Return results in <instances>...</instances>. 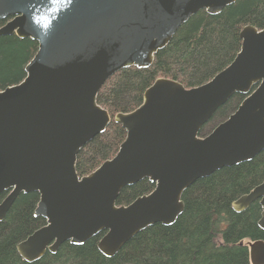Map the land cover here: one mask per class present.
Segmentation results:
<instances>
[{
    "label": "water",
    "instance_id": "obj_1",
    "mask_svg": "<svg viewBox=\"0 0 264 264\" xmlns=\"http://www.w3.org/2000/svg\"><path fill=\"white\" fill-rule=\"evenodd\" d=\"M235 0H0V35L38 43L25 77L0 89V220L20 193L39 195L34 215L45 224L16 245L27 262L65 241L97 243L106 256L154 223L183 211L194 181L251 160L264 149V27L245 25L240 50L210 80L186 88L159 77L142 102L117 112L126 131L116 154L86 175L80 149L103 132L110 115L96 100L117 70L148 67L185 21L204 9L216 14ZM237 108L208 134L199 130L233 94ZM154 188L126 205L121 189L142 179ZM259 200L264 230V180L231 203ZM250 264H264V240L248 243Z\"/></svg>",
    "mask_w": 264,
    "mask_h": 264
},
{
    "label": "trees",
    "instance_id": "obj_2",
    "mask_svg": "<svg viewBox=\"0 0 264 264\" xmlns=\"http://www.w3.org/2000/svg\"><path fill=\"white\" fill-rule=\"evenodd\" d=\"M5 22L0 20V26ZM245 25L264 27V0H235L216 14L199 10L155 53L150 66L124 67L109 76L96 100L111 119L105 130L78 152V175L90 173L116 154L126 131L114 122L115 113L140 105L145 89L156 78L174 79L186 88L210 80L240 50V31ZM37 47L38 43L30 38L0 35V89L25 77V66ZM243 98L240 93L233 94L198 134H208ZM263 180L264 149L251 160L222 167L194 181L184 190V208L173 223H154L144 228L112 256L97 248L102 232L82 244L65 241L55 252L46 251L32 262L19 255L16 245L41 227L45 219L34 215L38 193H20L0 220V264H250L248 243L264 240V230L258 226L261 206L255 200L237 212L231 203ZM153 188L154 183L147 178L127 185L116 203L126 205ZM5 195H0V201Z\"/></svg>",
    "mask_w": 264,
    "mask_h": 264
},
{
    "label": "flooded vegetation",
    "instance_id": "obj_3",
    "mask_svg": "<svg viewBox=\"0 0 264 264\" xmlns=\"http://www.w3.org/2000/svg\"><path fill=\"white\" fill-rule=\"evenodd\" d=\"M44 224H45V223H44ZM44 224H43V225H44ZM37 229H38V228H37ZM34 231H35V230H34ZM29 235H30V234H29ZM46 251H48V250H46ZM46 251H45V252H46ZM49 252H50V251H49Z\"/></svg>",
    "mask_w": 264,
    "mask_h": 264
}]
</instances>
